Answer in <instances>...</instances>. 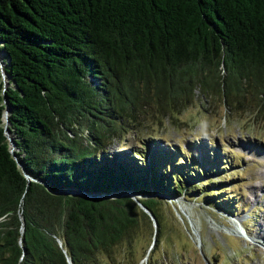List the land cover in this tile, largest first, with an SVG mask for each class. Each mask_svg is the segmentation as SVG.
Wrapping results in <instances>:
<instances>
[{
  "label": "trees",
  "instance_id": "1",
  "mask_svg": "<svg viewBox=\"0 0 264 264\" xmlns=\"http://www.w3.org/2000/svg\"><path fill=\"white\" fill-rule=\"evenodd\" d=\"M198 96L264 122V0H0V264H99L169 197L235 215L203 164L109 150Z\"/></svg>",
  "mask_w": 264,
  "mask_h": 264
},
{
  "label": "rangeland",
  "instance_id": "2",
  "mask_svg": "<svg viewBox=\"0 0 264 264\" xmlns=\"http://www.w3.org/2000/svg\"><path fill=\"white\" fill-rule=\"evenodd\" d=\"M225 111L221 101L209 104L200 96L164 119L149 110L138 134L128 132L109 150L137 151L140 160L163 149L175 159L184 155L182 163L203 164L206 174L194 176L196 183L222 181L215 189L236 206L235 215L209 207L204 198L169 197L157 237L155 222L145 221L133 237L99 250V264H264V122L254 123L250 112Z\"/></svg>",
  "mask_w": 264,
  "mask_h": 264
},
{
  "label": "water",
  "instance_id": "3",
  "mask_svg": "<svg viewBox=\"0 0 264 264\" xmlns=\"http://www.w3.org/2000/svg\"><path fill=\"white\" fill-rule=\"evenodd\" d=\"M4 75V86L7 87L8 83H7V79H6V75ZM8 113H9V105L7 104L6 102V109H5V112H4V117H5V121H6V126L7 124L9 123V120H8ZM6 133L8 134V129L6 128ZM10 141H11V144L14 145V141L13 139L10 137ZM131 196H133V194H131ZM70 264H72V262L70 261Z\"/></svg>",
  "mask_w": 264,
  "mask_h": 264
},
{
  "label": "bare ground",
  "instance_id": "4",
  "mask_svg": "<svg viewBox=\"0 0 264 264\" xmlns=\"http://www.w3.org/2000/svg\"><path fill=\"white\" fill-rule=\"evenodd\" d=\"M4 120H5V117H4ZM263 227H264V224H263Z\"/></svg>",
  "mask_w": 264,
  "mask_h": 264
}]
</instances>
